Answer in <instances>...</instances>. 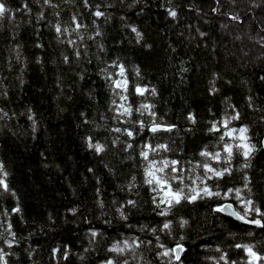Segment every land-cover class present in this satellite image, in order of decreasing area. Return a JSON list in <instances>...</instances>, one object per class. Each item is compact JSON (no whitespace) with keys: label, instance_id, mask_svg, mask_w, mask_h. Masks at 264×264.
Here are the masks:
<instances>
[{"label":"trees","instance_id":"1","mask_svg":"<svg viewBox=\"0 0 264 264\" xmlns=\"http://www.w3.org/2000/svg\"><path fill=\"white\" fill-rule=\"evenodd\" d=\"M4 2L12 11L11 19L0 17V109L8 113H0V162L15 193L0 191V252L7 264H100L116 255L107 250L113 241L133 238L152 243L129 251V264H217V246L230 260L247 264L245 253L234 244H249L264 254V228L213 212V204L224 202L220 198L182 201L169 206L166 216L158 215L164 206L157 209L152 204L156 193L144 183L139 156L144 141L167 144L170 150H157L160 155L153 158L178 160L185 169V184L191 185L203 173L195 161L222 166L198 153L205 147L212 152L222 147L220 136L227 129L220 122L234 108L240 116L229 125H247L257 150L249 168H241L243 157L234 154L231 174L210 183L240 187L247 171L252 195L264 209V149L259 147L264 136V0H89V7L84 0H51V5L23 0L27 11L22 0ZM96 5L103 16L93 15ZM170 7L176 9V18L167 15ZM73 15L82 25L75 31ZM57 22L69 27L59 38ZM129 25L141 33L139 40ZM74 51L81 53L79 58ZM113 60L125 68L121 79L128 80L127 92L111 87L108 73L117 72ZM137 84L148 90L135 93ZM210 86L217 91L209 93ZM119 94L127 100L121 101ZM142 104L151 105L157 116L134 111ZM121 105H130L131 114L122 115ZM29 108L37 122L35 131ZM189 111L195 123L187 121ZM135 120L146 125L157 120L176 128L149 133L145 127L132 138L114 131L138 130ZM212 121L220 125L219 131H208ZM87 136L105 145L100 154L87 148ZM224 140L237 143L227 136ZM126 143L133 147L125 151ZM133 176L134 187L129 189ZM128 199L136 204H125L121 211L126 219L121 218L116 209ZM228 202L239 210L233 199ZM17 205L19 211L12 212ZM73 207L75 214L67 211ZM181 217L188 221L183 229ZM165 219L173 221L171 237L159 232ZM153 225L165 247L184 245L179 262L171 256L157 257L162 249L156 235L144 227ZM90 228L98 230L95 239Z\"/></svg>","mask_w":264,"mask_h":264},{"label":"snow or ice","instance_id":"2","mask_svg":"<svg viewBox=\"0 0 264 264\" xmlns=\"http://www.w3.org/2000/svg\"><path fill=\"white\" fill-rule=\"evenodd\" d=\"M44 5H51V0H43ZM26 11L27 4L23 2L21 5ZM84 6L89 7V0H84ZM107 6V5H106ZM96 11L93 12V15L95 17H101L104 15V12L100 11V5H96ZM12 10L7 6V4L4 2V0H0V17H3L5 15H8V18L11 19V16L9 13ZM15 11H20V9H16ZM213 12L217 11L216 8L212 9ZM57 15H59L57 13ZM167 15L176 18L178 13L175 8H169L167 11ZM232 19H239L238 16L233 15ZM72 20V30L75 31L76 29H79L82 27L80 23L77 22V17L73 15L71 17ZM131 28V31L135 33L137 40L140 39L141 33L137 30L135 26L129 25ZM55 31L59 35H63L69 32V27L64 26L62 27L59 22H57L54 25ZM202 35V33H201ZM67 43L71 46L73 45V40H68ZM41 45H37V47H40ZM144 47H149V45L145 44ZM74 56L77 58L80 57L81 53L79 51H74ZM37 62L40 61V57H37ZM63 60L65 63L69 62V57L64 56ZM112 65L115 66L117 72L114 73H108V76L111 80V87L114 89H121L122 92H127V85L128 80L124 77L125 68L123 64L117 63V61L113 60L111 61ZM181 71H186V69H181ZM137 75H139V71L137 70ZM80 75V74H78ZM216 74L214 73L213 76ZM82 78V77H81ZM21 83L23 81L21 80ZM148 90V86L144 85L141 86L139 84L135 85L134 91L137 94L143 95L144 92ZM151 93L155 94L156 89L153 87L151 88ZM209 93L216 92L217 89L215 87H209L208 89ZM6 95V93H5ZM121 101H126L127 96L124 94H119ZM249 100H251V97H249ZM115 103V101H113ZM249 107H252L251 104L248 105ZM229 107H233L232 105H229ZM122 108V115H130L132 108L129 105L128 107H124L123 105L120 106ZM119 110V109H117ZM134 111L141 113V115L144 114V112H147L149 117H156L157 114L154 110H152V106L148 104H142L139 108L134 109ZM29 115L28 120L31 122V126L33 131H35L36 127V120L33 118L34 113H32V109H28ZM0 113L3 114V116H7L8 113L4 112L2 109H0ZM81 117H85V113H80ZM239 112L235 111L233 108V111L231 114H227L220 122L221 125L227 131H225L220 136V141L222 143V147L218 149L215 152L208 151L207 148H202L198 155L201 157H208L212 161H216L217 163H221L222 166L217 168L210 164L207 160L204 161H195L194 164L196 166L203 168V173L201 175H198L192 180L191 185L185 184L184 182V176L181 175L185 171L184 167L180 165V162L176 159H170L167 156H164L163 158L157 160L153 158L154 156H159L160 153L157 150H163L165 152L169 151V146L165 143H157L155 145L150 144L148 141H144L142 147H140L139 156L142 158L143 163V174H144V183L149 185L150 190L152 192L156 193V196L152 197V204L155 205L157 209L161 208V206H164L163 211L157 212L158 215L166 216L169 211V206L171 205H178L182 201H187L188 203H192L193 201H196L198 199H211V198H220L223 200V203H215L212 205V211L213 212H226L230 216L234 217L237 220L243 221L248 224L256 225L259 227L264 228V209L257 205L256 200L254 199L251 191V178L247 171L244 172L242 180L243 184L240 187H226L221 188L219 184H211L210 182L215 180H221L225 175H230L232 168H231V160L234 154H239L243 157V162L240 165L241 168L247 169L250 167V161L252 155L255 154L257 150V145L252 143L249 136L247 135L248 126L247 125H240L238 128H232L229 125V122L232 120L239 119ZM162 120V117L160 118ZM187 121L191 123H195L196 117L193 114V112L189 111L186 116ZM85 122H87L85 118ZM135 124L139 125L138 130H133L130 128H115V132H123L126 133L128 138H132L134 135H137L139 131H143L145 127H147V130L149 133H157L158 130H164V131H171L176 128L175 124L171 123H161L157 120H150L148 124H145V121L143 120H135ZM190 129H186L188 131ZM220 130V125L216 123V121L211 122V127L208 129V131L217 132ZM225 136L231 138L232 140H237V143L234 145L231 141H225ZM87 148L93 150L96 154H100L103 149L105 148V145L100 143L99 141H95L93 137L87 136L84 138ZM117 139L113 140L112 143L115 145L117 143ZM132 143H126L125 144V151L127 149L132 148ZM260 148H264V140L260 141L259 144ZM235 150V152H234ZM151 154V155H150ZM167 169V171H165ZM195 169H190V171H194ZM89 172H92L93 169L89 168ZM8 172L5 170V167L2 162H0V191L2 192H11L12 195H15L14 192L10 189V186L7 181ZM135 180V176L132 177V179L128 182V187L131 189L134 187L133 181ZM207 181V182H206ZM246 190V191H244ZM97 192H99V189H97ZM229 198L233 199L235 201L236 205H239V210L236 209L233 203H229ZM101 203L102 202L98 201ZM125 204L129 206H135L136 201L132 199L126 200L124 203L119 204L117 207V212L121 216V218L126 219V215L121 209L125 207ZM12 212H18L19 211V205L13 207L11 209ZM70 213L75 214L77 212V209L75 207L69 208L67 210ZM51 218V217H50ZM188 221L185 220L183 217L179 219V227L183 229L187 225ZM173 224L172 220L165 219L159 226V232H164L168 236H172V229L171 226ZM147 227L149 232H152L154 235L157 233V228L155 225ZM11 225H9V235H12V232L10 231ZM88 232L90 233V236L92 239H95L98 235V230L94 228L88 229ZM185 237L183 233L180 235V240H184ZM156 242L162 251H157L156 255L157 257H169L171 256V259H174L176 261H180V252L184 251V245L182 243H176L172 248L165 247L164 244L160 243V237L159 235H156ZM5 244L11 245L13 241L11 240H5ZM140 243H148L151 244L152 241H146L141 242L138 241V239L133 238L131 241L125 239L122 242L120 241H113L109 247L108 252L109 253H115V256L109 255L104 260L100 261V264H129L128 258L126 254L129 251L135 252L136 248L139 247ZM135 246V247H134ZM69 246L64 245V248L67 249ZM233 247L242 249L246 256L247 264H257L258 261H264V254L257 252L253 249V247L249 244H234ZM53 253L56 252V249H52ZM217 251L220 253L217 264H219L220 261H223L224 264H237L236 261L230 260L228 258V255L217 246ZM64 255L67 256L68 252L65 250ZM209 259H213L212 257H209ZM0 264H7L5 260V253L0 252ZM169 264H171V261H169Z\"/></svg>","mask_w":264,"mask_h":264},{"label":"rangeland","instance_id":"3","mask_svg":"<svg viewBox=\"0 0 264 264\" xmlns=\"http://www.w3.org/2000/svg\"><path fill=\"white\" fill-rule=\"evenodd\" d=\"M259 38H262V36L259 35ZM262 39H263V38H262ZM262 39H261V40H262ZM261 42H262V41H261ZM263 44H264V41H263L262 45H263ZM254 54H255L256 56H257V54H259V57H258V58H261V57L263 56L260 52H255Z\"/></svg>","mask_w":264,"mask_h":264},{"label":"water","instance_id":"4","mask_svg":"<svg viewBox=\"0 0 264 264\" xmlns=\"http://www.w3.org/2000/svg\"><path fill=\"white\" fill-rule=\"evenodd\" d=\"M262 140H264V136H263V138H262ZM264 149V148H263ZM229 203H231V202H229ZM223 214H225V215H227V216H230L228 213H226V212H222ZM230 217H232V216H230ZM232 218H234V217H232ZM235 219V218H234ZM237 220V219H236ZM238 221H240V220H238ZM241 222H243V221H241ZM243 223H245V222H243ZM248 224V223H247ZM256 226V225H255ZM181 253L182 252H180V255H181Z\"/></svg>","mask_w":264,"mask_h":264}]
</instances>
